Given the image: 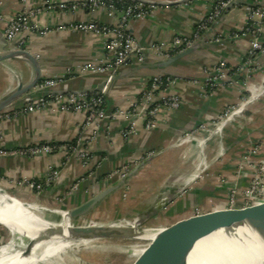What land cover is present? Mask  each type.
<instances>
[{
  "label": "crops",
  "instance_id": "1",
  "mask_svg": "<svg viewBox=\"0 0 264 264\" xmlns=\"http://www.w3.org/2000/svg\"><path fill=\"white\" fill-rule=\"evenodd\" d=\"M81 1L48 0L49 3L43 5L38 0L27 1V7L40 10L31 21L37 32L24 30L18 40H25L24 49L39 61L41 80L60 81L57 88L46 89L43 96L58 92H97L106 79L105 74L91 71L68 72L69 69L79 71L88 64L105 63L104 40L91 31L83 33L57 28L89 21L109 25L121 18L118 12L108 15L90 7L65 12L50 8L60 2ZM213 1H136L150 7L151 11L127 25V32L134 37L138 47L144 49V61L132 60L106 85L103 118L90 121L82 134V145L89 152L88 160L62 151L37 156L0 155V188L4 191L14 189L15 195L22 200L34 201L36 197L21 184L40 181L48 171L55 170L58 176L37 201L56 207L57 200L64 198L62 206L70 210L111 184L119 183L122 176L115 171L128 167L131 171L126 186L116 188L114 196L107 197L101 205L122 201L124 193L130 201H139L155 199L158 195L169 196L185 188L173 204L222 206L230 189L243 190L258 162L264 163V92L259 91L264 85V50L256 59L257 67L248 73L249 91L242 88L246 72H239L251 41V36L241 33L247 21L249 2L240 0L226 9L210 27L208 35L211 39L197 44L194 52L174 65L159 67L158 64L167 59L150 50L153 44H158L164 51H169L175 35H189L196 23L207 15ZM22 4V0H0V50L4 46L3 30L21 10ZM254 21L260 28V42L264 46V19L255 18ZM44 29L49 32L42 34ZM220 63L225 64L223 80H213L216 85L210 88L206 83L217 76ZM155 74H164L174 81L167 95L178 96L180 106L174 111L161 109L154 118L155 130H148L147 115L131 114V109L146 80ZM32 76L33 70L27 62L2 61L0 98L13 91L18 82H29ZM252 92L255 95L246 101L242 111L218 122L225 110L240 106L246 94L249 96ZM20 106L17 104L16 108ZM117 111L123 114L110 119L109 116ZM84 116L82 112H52L47 108L23 117L0 119V152L36 144L73 143L78 139ZM202 125L206 131L184 136L188 129ZM128 128L132 129L131 134L123 137V131ZM256 145L261 146L260 151L250 154L249 149ZM149 152L152 156L145 160ZM137 164L141 166L131 175ZM198 177L200 180H196ZM73 184H77V188L67 197Z\"/></svg>",
  "mask_w": 264,
  "mask_h": 264
},
{
  "label": "built area",
  "instance_id": "2",
  "mask_svg": "<svg viewBox=\"0 0 264 264\" xmlns=\"http://www.w3.org/2000/svg\"><path fill=\"white\" fill-rule=\"evenodd\" d=\"M28 0H22V8L19 12L6 24L3 30V37L5 41L10 43L17 49L23 50L25 40H18V37L27 30V32L35 33L36 29L31 24V21L35 14L39 13V9H30L27 7ZM37 1V0H36ZM42 3H49L48 0H38ZM236 0H215L212 2L210 9L206 16L202 17L197 23L193 31L189 35H175L170 42L169 51H164L163 47L158 44H153L150 50L155 51L158 55L165 59H170L182 51L194 47L201 35L208 31L210 27L215 24L218 19L223 15V12L227 9L228 5ZM249 2L247 7V21L244 27L241 29L243 35L251 36V41L244 54V62L239 72L244 71L245 84L242 86L243 90L249 91L248 73L252 71L253 65L259 54L264 50V46L260 42V28L256 25L254 19H264V0H245ZM78 7L95 9L98 11H104L111 14L118 12L121 18L114 24L103 25L97 22L87 23H74L66 27H58V30L69 29L73 32L87 33L91 31L104 40V50L106 55V62L101 65L88 64L83 66L79 71L69 69V74L94 72L98 74H105L107 85L111 83V79L117 74L119 69L123 66L129 65L132 60H136L139 63L144 61L143 51L144 49L138 47L134 37L127 32V25L131 20L142 19L150 13V7L143 3L130 2L126 4L123 0H83L81 2L74 3H57L50 8L59 12H65V10L74 11ZM42 34L49 32L44 29ZM40 32V33H41ZM236 36V35H235ZM218 40H216L217 42ZM225 64L220 63L217 68V76L210 79L206 85L213 88L216 83L214 81L223 80V74ZM214 80V81H213ZM60 81L53 79L40 80L36 87V90L46 91V89H55L58 87ZM174 84L168 76L164 74H155L153 77L146 80L137 97L133 100L131 114H143L147 115L146 128L148 130H155L156 122L154 121L155 115L161 110L174 111L180 106L178 96L167 95V91ZM232 84V83H231ZM106 87V86H105ZM93 93H79V92H67L65 94L53 93L46 96L32 97L30 101H26L19 108L4 111L0 114V119L10 117H23L24 115L31 114L35 111H44L49 108L52 112H82L84 113V121L79 126L78 139L75 142H69L64 144L47 143L29 145L25 148L18 150L0 152L1 156H37L40 154L54 153V152H71L78 158H89V152L82 145V134L88 128L90 121L103 118V107L105 105V91L106 88ZM161 94L160 97L157 94ZM235 111L227 109L222 115H220L218 122L232 115ZM122 111H117L109 116L114 118L118 115H122ZM204 125L199 128L190 130L184 136H192L196 133L206 131ZM132 129L128 128L123 131V137L131 134ZM255 152V151H254ZM130 169L128 167H122L121 170L115 172L119 173L122 177ZM58 176V172L50 170L40 181L31 180L23 182L21 185L28 188V192L39 195L55 181ZM201 177V176H200ZM199 178V177H198ZM77 184L71 185L68 190L67 197L70 193L76 189ZM61 198L59 200H63ZM264 200V163H261L257 167V171L254 176L248 181L243 190H237L236 188L230 189L227 194L226 202L227 206H244L245 204H251Z\"/></svg>",
  "mask_w": 264,
  "mask_h": 264
},
{
  "label": "water",
  "instance_id": "3",
  "mask_svg": "<svg viewBox=\"0 0 264 264\" xmlns=\"http://www.w3.org/2000/svg\"><path fill=\"white\" fill-rule=\"evenodd\" d=\"M239 1L230 3L227 9ZM209 32L210 30L203 33L197 44L209 41L211 39ZM2 39L4 46L0 50V64L8 59L25 61L31 66L33 76L26 84L18 82L13 91L0 98V114L16 109L17 104L30 101L32 97L42 96L44 92L36 90L41 80L39 61L29 51L17 49L5 41L3 34ZM197 44L175 54L158 66L166 68L174 65L194 52ZM106 85L107 82L104 80L97 90H102ZM140 166H136L131 175ZM129 177L128 174L116 185L95 194L91 199L67 211L69 220L64 223L65 225L61 221H47V225H35L34 228H29V224L23 227L14 222L8 225L0 222V228L6 230L11 236L4 245L0 246V257L10 253V243H13V251H20L23 254L30 253L34 248L46 249L49 245L62 244L65 247L50 259L59 258L62 253L70 255L68 256L70 258L71 255L80 252L87 260L81 259L80 264H100L104 254L114 248L115 242L119 239L147 240L152 238L150 249L135 264H186L190 251L202 238L223 229L230 230L245 226L254 231L264 243V200L244 206L175 204L169 206L170 201L173 202L176 197L182 195L184 188H181L175 194L158 195L152 201L136 202L108 216L105 211L106 207L101 206V203L116 188L124 185ZM0 191L5 192L6 190L0 188ZM10 196L18 199L11 194ZM21 204L24 206L22 201ZM247 252L250 253V257L245 264H264V258L258 250L254 248L253 251L250 249Z\"/></svg>",
  "mask_w": 264,
  "mask_h": 264
},
{
  "label": "bare ground",
  "instance_id": "4",
  "mask_svg": "<svg viewBox=\"0 0 264 264\" xmlns=\"http://www.w3.org/2000/svg\"><path fill=\"white\" fill-rule=\"evenodd\" d=\"M26 207L20 201L11 198L6 191H0V222L3 225L14 222L23 227L29 224V228H34L35 225L48 224L46 220L37 215L38 213L33 212L36 210V205ZM60 220L62 224L66 223L69 220V214L61 212ZM201 241L203 243L200 248L193 250L191 255L189 254L186 264H245L250 257L247 251L250 249L253 251L254 248L264 258V243L254 231L246 226L228 231L223 229L202 238L199 242ZM64 247L65 245L62 244L49 245L46 249L34 248L30 253L23 254L20 251H13V243H10V253L0 257V264H46V261Z\"/></svg>",
  "mask_w": 264,
  "mask_h": 264
},
{
  "label": "rangeland",
  "instance_id": "5",
  "mask_svg": "<svg viewBox=\"0 0 264 264\" xmlns=\"http://www.w3.org/2000/svg\"><path fill=\"white\" fill-rule=\"evenodd\" d=\"M257 65H258V63L255 62L254 65H253V68H256ZM259 91L260 92H264V85H263V87L260 88ZM253 94L255 95V92H252V94L249 95V96L246 94L247 97H244V99H242L243 101L241 102V105L240 106L231 107L230 108L231 111H235L237 113L240 112V111H242V109L245 107L246 101L251 96H253ZM260 148H261L260 145H256V146L252 147L251 149H249V153L250 154H257L260 151ZM151 156H152V153L149 152L148 153V156H147V159H145V160L150 159ZM261 163L262 162L259 161L258 164H257V167ZM139 164H141V162ZM139 164H137V165H139ZM137 165H135V167ZM257 167L254 170L251 178L256 173ZM130 171H131V169L128 172H126V174L123 177L127 176ZM201 179H202V177H201ZM196 180H200V177L198 179H196ZM112 185L113 184H111L110 186H112ZM125 186L126 185H124V187ZM76 188H77V186H76ZM13 190H7V191H9V193L11 195H13L16 198H18L16 200H19L20 199V202L22 201V203L24 204L25 207L27 205H28L27 207H30L32 205H34V206L36 205V208H35L36 210H34L33 212H35V214L38 213L37 215L39 217L43 218L44 220H46L48 222L49 221H52V222H60L61 221L60 220L61 219V212H67V211H69V209H66L65 207L62 206V202L64 200H62V201L61 200H57L58 203H57V206L55 207V206H52V205H45V204L39 203L37 201L38 197L42 193L39 194V195H35L34 193H30V194H32V195H34L36 197L34 201L27 200V199L26 200H22L21 197H18V196L15 195V193L13 192ZM185 191H186V189L184 188V192ZM126 195L127 194H125V193L122 195V197H123L122 198V201H113V202L112 201H108V203L106 205H104V207H106L105 208V211L107 212V215L108 216L114 215L115 212L117 213V211H120L121 209H124L125 207H127L130 204H135L136 202H140V201L147 202V201H152L153 200L151 198L149 200H139V201L138 200H135V201H130L128 198H126ZM112 196H114L113 193L110 195V197H112ZM173 203L174 202L170 201L168 203V205L169 206L170 205L172 206V205H174ZM37 205H38V207H37ZM101 206H103V205H101ZM101 215H103V214H101ZM98 218H100V216H98ZM224 230L225 231H228L227 229H224ZM0 231H1L0 234H1V237H2V239L0 241V246H1V245H4L6 243V241H8L11 238V236L8 234V232L6 230H4L2 228H0ZM151 241H152V238L151 239H147V240H143V239H140V238L139 239H136V240H134V239H127V238L119 239L117 242H115L114 248H112L110 251H108V252H106L104 254L103 259L100 260V264H135L137 262V260L140 259L149 250L150 245H151ZM202 243H203L202 241L201 242L198 241L195 244V246L193 247V249L190 251L189 254L191 255V252L193 250L199 249ZM68 256H70V255H68L66 253L65 254L62 253V255H60L59 258L50 259L49 262L46 261V264H71V263L72 264H80L79 261L81 259H83L84 261H87L86 258L83 256V253H80V252H78V253L76 252L75 255L74 254L71 255L72 258L71 257L69 258ZM63 261H64V263H63Z\"/></svg>",
  "mask_w": 264,
  "mask_h": 264
},
{
  "label": "trees",
  "instance_id": "6",
  "mask_svg": "<svg viewBox=\"0 0 264 264\" xmlns=\"http://www.w3.org/2000/svg\"><path fill=\"white\" fill-rule=\"evenodd\" d=\"M123 2H124V3H126V4H130V2H131V1H130V2H128V1H125V0H123Z\"/></svg>",
  "mask_w": 264,
  "mask_h": 264
}]
</instances>
